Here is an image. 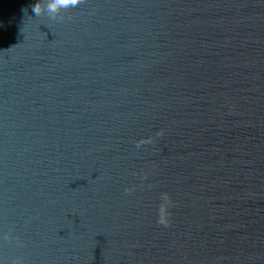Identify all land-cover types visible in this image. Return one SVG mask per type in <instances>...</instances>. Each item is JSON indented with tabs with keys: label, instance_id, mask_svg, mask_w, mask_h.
<instances>
[{
	"label": "water",
	"instance_id": "water-1",
	"mask_svg": "<svg viewBox=\"0 0 264 264\" xmlns=\"http://www.w3.org/2000/svg\"><path fill=\"white\" fill-rule=\"evenodd\" d=\"M36 2L0 0V264H264V0Z\"/></svg>",
	"mask_w": 264,
	"mask_h": 264
},
{
	"label": "clouds",
	"instance_id": "clouds-1",
	"mask_svg": "<svg viewBox=\"0 0 264 264\" xmlns=\"http://www.w3.org/2000/svg\"><path fill=\"white\" fill-rule=\"evenodd\" d=\"M82 0H38L31 12L35 17H46L49 20L63 18V13L71 8H76ZM23 14L28 16V9H22ZM23 31V29H22Z\"/></svg>",
	"mask_w": 264,
	"mask_h": 264
}]
</instances>
